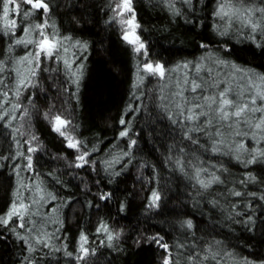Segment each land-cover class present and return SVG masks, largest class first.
I'll return each instance as SVG.
<instances>
[{
  "label": "trees",
  "instance_id": "16d2710c",
  "mask_svg": "<svg viewBox=\"0 0 264 264\" xmlns=\"http://www.w3.org/2000/svg\"><path fill=\"white\" fill-rule=\"evenodd\" d=\"M117 2L52 0L49 23H53L52 32L58 37H70L63 40L60 56L71 68L62 61L41 64L37 87L30 89L31 97L26 93L35 108L28 113L23 136L15 131L17 127L9 129L0 120V157H8L0 159V215L19 196L31 203L40 200V192L44 199L33 205V210L39 211L26 216L25 224L28 227L34 223L35 228L46 231L48 236L44 238L51 247L35 243V230L11 231L13 217L7 227L0 225V264H163L165 250L151 237L162 238L161 243L169 245L174 259L180 253L187 255L193 242L199 249L220 241L215 246L219 264H244L245 259L259 264L264 261V201L250 196L225 198L219 193L225 188L264 192V164L244 168L229 156L201 150L196 153L204 162L201 166L211 170L213 165H223L227 171L217 172L224 185H213L198 195L203 190L190 179L192 170L188 169L186 175L172 162L181 144L188 142L181 141L178 130L154 107L151 98L161 84L184 75L182 65L186 62H190L189 68L202 64L214 73L230 72V65H236L264 74V47L256 46L264 42V36L258 31L253 42L247 38L248 29L236 20L227 26V18L214 17L217 0H193L191 7L175 0L179 15L173 14L166 0H132L135 23L139 25L135 33L145 44V59L144 50L134 52V46L123 39L122 17L113 19L112 8ZM253 2L261 4V0ZM38 19L39 13L32 20ZM21 27L16 30L17 36H22ZM225 28L227 34L220 35ZM14 39L0 34V60L9 65L31 50L22 52L15 45L8 53ZM148 61L162 64L166 70L181 67L166 72L165 80H160L143 71L138 73V66L142 68ZM138 75L144 79L138 81ZM44 113H48L47 118ZM54 115L69 121L66 135L79 141V151L67 147L65 137L53 131L49 121ZM122 131L127 135L121 136ZM25 140L38 150L26 153ZM19 152L31 155L30 170ZM85 153L91 163L76 167L82 163L77 157ZM249 172L257 182L240 184ZM153 192L160 199L157 206L150 207ZM99 193H111V197L100 200ZM210 199L219 203L213 205ZM249 203L254 212L246 207ZM248 215H253L251 230L239 222ZM189 220L192 229L186 227ZM81 234L87 237L84 246L91 251L78 259ZM109 234L113 236L111 241ZM181 243L186 247L178 248ZM29 245L35 251L29 252ZM179 258L185 264L183 255Z\"/></svg>",
  "mask_w": 264,
  "mask_h": 264
},
{
  "label": "snow or ice",
  "instance_id": "6c2138e0",
  "mask_svg": "<svg viewBox=\"0 0 264 264\" xmlns=\"http://www.w3.org/2000/svg\"><path fill=\"white\" fill-rule=\"evenodd\" d=\"M183 4L192 6L193 0H181ZM200 2V0H198ZM169 9L175 15L180 14V10L175 6V0H166ZM52 8V0H0V34L4 36L15 37L13 42L8 45L7 52L11 53L15 45H22L26 51L22 56L15 59L12 65H9L5 60H0V120L9 116L11 112H23L20 119L28 115L27 108L20 103V97L29 88L35 87V78L38 75L41 64L51 60L53 63L62 61L64 66L68 69L71 65L67 59L60 56V49L63 47V40L70 39V37L60 38L55 32H48L47 29L52 27L49 24V13ZM116 16L124 17L119 21L121 25H128L129 29L125 31L123 39L134 45L133 51L141 53L144 50V57L147 58V50L145 44L140 41L139 36L135 34L136 28L139 27L135 23V11L132 7V0H118L112 8ZM130 15L125 16V13ZM39 13L38 21H33L32 17ZM212 15L219 20H226L227 26H231L233 20H236L243 28L248 29L247 38L256 42V33L259 31L264 36V0H261L259 6L255 5L253 0H217V6ZM19 18L20 23H17ZM28 21V23H25ZM193 23L194 21L188 20ZM22 25V27H21ZM21 27L22 36L16 35V29ZM220 35L227 34L225 31L219 33ZM79 43V42H77ZM257 47H264V42H257ZM86 47V45H81ZM201 47L207 45L201 44ZM67 52V48H63ZM189 63L182 65L184 75L175 80H169L161 84L156 91V95L152 97L153 105L159 110L165 119L171 122L174 129L178 130V135L181 141H187V144H181L177 150V156L173 160L174 166L186 175L187 170L191 169L192 174L190 179L195 181L194 186H198L200 190L198 195H203L212 188L213 185H224L225 180L217 175V172L223 169V165L217 168L216 165L212 169L205 166L200 157L196 155L201 150L204 153H211L218 156H229L233 158L242 167L247 168L250 165L264 164V74H255L251 70L241 69L236 65H230L232 71L227 73L213 72L212 68L205 69L202 64H195L189 68ZM219 64L225 65L224 61H218ZM181 66L176 69L166 70L164 65L151 61L144 63L142 68L138 66V73L143 71L149 76L158 77L160 80H165L166 72L178 71ZM9 75L5 76L4 73ZM55 71V69H53ZM204 71L206 75L200 73ZM236 73H243L241 76ZM75 76V73H73ZM78 79V78H77ZM144 77L138 75V81H142ZM76 82L75 80L73 81ZM31 97L32 93L28 94ZM31 101L29 100V103ZM4 105H9L4 108ZM45 118L48 113H44ZM17 117L13 114L10 120H16ZM53 126V131L65 137L67 147L76 148L79 151V141H74L72 137L66 135L64 129L67 127L69 121L63 119L60 115H54L49 121ZM124 123L123 120L120 121ZM19 132V128L15 129ZM24 133H21L23 136ZM121 136H126L127 131H122ZM36 137L33 135L32 140ZM247 141H251L248 145ZM28 145L26 153L36 152L37 147L33 146L30 141L25 140ZM135 144V141H131ZM19 146V141H17ZM25 152H19L18 155L23 156L27 161L26 168H32V157ZM87 154H81L77 157L82 163L75 165L76 167H83L84 164H90L86 158ZM187 157V159H186ZM0 159H8V157H0ZM171 160L172 158L169 157ZM227 171V169H223ZM249 182H257V178L252 173H246L245 178L239 181L240 184L247 185ZM264 183V182H262ZM39 191V187L37 188ZM31 191V189H29ZM51 195V194H49ZM210 195H215L212 193ZM219 195L227 198L228 196L235 197H256L260 201H264V192H242L239 190L225 188ZM111 193H99L100 200H108ZM55 199V197H51ZM44 197L41 196L40 200ZM160 196L158 193H152V200L150 207L157 206ZM40 200H32L31 203H25L22 199L14 200L9 210L0 215V225L7 227L9 222L15 217L11 231H16L17 228H26L27 232L37 231L38 235L34 237L35 243L43 247H51L48 240L44 237L48 236L46 231L35 228L33 223L26 227L25 217L34 216L38 213V209L33 210V205L38 204ZM209 202L217 205L219 201L210 199ZM246 207L252 208L251 203ZM261 207H264L262 205ZM55 211V209H51ZM240 215V213H236ZM231 218V214H229ZM246 227L251 230L253 223V215H248L244 221ZM105 232L107 227L101 225ZM188 229L193 228L192 222L186 221ZM20 239H25L20 236ZM113 236L108 235V240L111 241ZM155 240L161 248L165 250V258L163 264H181L179 255H183L185 264H206V262L217 261L219 250L215 247L219 245L220 241L208 243L197 249L195 242H193L187 255L180 253L177 258H173L169 245L161 243L162 238L151 237ZM80 256L78 259L85 258L90 249L86 248L84 244L87 242V237L81 234L80 237ZM27 242V241H26ZM178 248L186 247L183 243L177 245ZM29 252L35 249L29 245ZM57 251L59 249H56ZM71 255V253H68ZM244 264H255L253 261L245 259ZM259 264H264L260 261Z\"/></svg>",
  "mask_w": 264,
  "mask_h": 264
},
{
  "label": "rangeland",
  "instance_id": "374dc122",
  "mask_svg": "<svg viewBox=\"0 0 264 264\" xmlns=\"http://www.w3.org/2000/svg\"><path fill=\"white\" fill-rule=\"evenodd\" d=\"M34 18V16L32 17V19ZM124 17H122L121 19H123ZM18 20H19V18H17V23H18ZM25 23H28V21H25ZM50 25H52V27H50V28H48L47 29V31H50V32H52V29H55L54 28V25H53V23H49ZM122 27H125V30H124V33L123 34H125V31H127L128 29H129V26L128 25H122ZM17 30V29H16ZM136 32V31H135ZM136 34V33H135ZM137 35V34H136ZM17 47H19V49H20V47L22 48L21 49V51L22 52H24V51H26L27 49H25L24 47H22V45H16ZM134 46V45H133ZM31 46H29V48H30ZM61 51V50H60ZM20 52V51H19ZM235 75H237L238 77L240 76V75H238V74H235ZM36 79H38V75H37V77L35 78V83H36ZM37 87V86H36ZM35 87V88H36ZM34 87H32V89H33ZM31 88H29L27 91H25L24 92V94L20 97V99H19V101H15V102H17V103H20V104H22L23 106H24V108H27V111H28V113L30 112V111H32V110H34V105H33V101L30 99V103H29V100H27L28 99V97L26 96V93L27 94H29V93H31V91L32 90H30ZM9 107V105H4V108L6 109V108H8ZM3 111V109H0V112H2ZM22 112H23V108L20 110V111H16V112H11L10 114H9V116H6V117H4V119L3 120H1V121H5V124L9 127V129H13V127L15 126V127H17V128H19V133L21 134V133H24L25 131H26V129H27V124H28V122H27V116H24V118L23 119H20V116H21V114H22ZM15 115L16 117H17V119L16 120H10V116L11 115ZM63 118V117H62ZM63 119H65V118H63ZM66 120V119H65ZM69 127H70V125H69V123H68V125H67V127L64 129V131H65V133H68V131H69ZM67 131V132H66ZM29 137V136H28ZM247 143H248V145L250 144L251 145V141H247ZM20 192V191H19ZM17 193V194H19L20 195V193ZM21 195H26L25 193H22ZM38 196H40L41 197V193L40 192H38ZM19 199H22V200H24V198L25 197H18ZM25 201V200H24ZM26 203V202H25ZM51 209H53V208H51L50 207V210Z\"/></svg>",
  "mask_w": 264,
  "mask_h": 264
}]
</instances>
